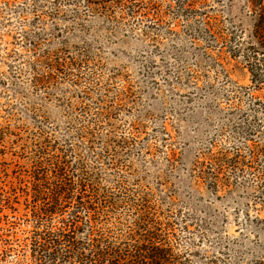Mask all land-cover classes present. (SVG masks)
I'll return each instance as SVG.
<instances>
[{"label":"rangeland","instance_id":"1","mask_svg":"<svg viewBox=\"0 0 264 264\" xmlns=\"http://www.w3.org/2000/svg\"><path fill=\"white\" fill-rule=\"evenodd\" d=\"M56 2L0 0V114L37 108L62 126L67 114L78 119L79 108L94 114L102 106L105 133L113 127L120 140L137 132L138 148L120 160L143 168L165 199L181 255L190 250L191 264L261 257L264 230L250 227L247 216L264 219V160L250 169L244 158L251 161L249 147L264 140V106L254 104L264 103V87L254 90L248 63L233 55L240 41L253 42L248 0H189L185 14L180 0H152L155 8L136 1L142 9L134 18L116 8L112 22L94 20L100 30L88 45L71 43L60 54L74 67L37 86L34 77L50 73L44 56L65 48L37 32L50 30L56 9L85 8L81 0ZM25 31L34 32L35 48ZM224 157L238 162L225 165Z\"/></svg>","mask_w":264,"mask_h":264},{"label":"trees","instance_id":"2","mask_svg":"<svg viewBox=\"0 0 264 264\" xmlns=\"http://www.w3.org/2000/svg\"><path fill=\"white\" fill-rule=\"evenodd\" d=\"M81 1L84 10L72 9L67 14L56 9L51 15L50 33L44 28L37 32L39 37L57 38L65 47L59 53L49 51L44 56L43 64L50 73L45 79L34 77L37 86L53 80L67 65H76V61L67 64V57L60 54L71 43L88 45L91 36L95 37L100 30L94 20L112 22L116 8L134 18L142 9L136 1H150L151 7L155 6L152 0ZM108 2H113V6H107ZM248 2L252 5L249 16L253 42L240 41L233 55L248 63L253 88L258 90L264 87V0ZM189 6V0H180L179 10L183 14L189 12ZM212 27L206 22L205 32L216 39ZM34 35L25 31V39H31L30 45L35 48ZM259 103L264 106L254 98V104ZM87 109L76 110L78 119L67 114L62 126L41 109L2 110L0 264L193 263L190 250L182 255L178 252L182 236L177 232L176 220L162 211L165 199H158L155 189L142 175L145 170L135 169L131 159L128 161L141 142L133 135L137 132L119 140L115 128L104 132L105 125L98 120L104 116L102 106L94 114H87ZM249 150L251 161L244 158V165L254 169L258 160H264V140ZM121 153L128 157L120 160ZM221 162L233 167L238 161L224 157ZM247 218L250 227L264 230V219L250 215ZM218 258L214 264L223 260ZM234 264L239 261L235 259ZM248 264H264V254Z\"/></svg>","mask_w":264,"mask_h":264}]
</instances>
